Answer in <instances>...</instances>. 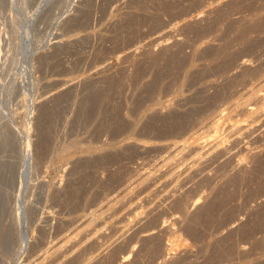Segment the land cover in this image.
<instances>
[{"label":"rangeland","instance_id":"374dc122","mask_svg":"<svg viewBox=\"0 0 264 264\" xmlns=\"http://www.w3.org/2000/svg\"><path fill=\"white\" fill-rule=\"evenodd\" d=\"M263 88L264 0H0V264H264Z\"/></svg>","mask_w":264,"mask_h":264},{"label":"bare ground","instance_id":"6f19581e","mask_svg":"<svg viewBox=\"0 0 264 264\" xmlns=\"http://www.w3.org/2000/svg\"><path fill=\"white\" fill-rule=\"evenodd\" d=\"M242 60H243V59H242ZM243 61H244V60H243ZM243 61H242V62H243ZM244 62H245V61H244ZM242 66H243V65H242ZM243 67H244V66H243ZM258 78H259V77H258ZM262 81H263V80H262ZM262 83H263V82H262ZM262 83H261V84H262ZM262 85H263V84H262ZM263 90H264V88H263ZM262 93H263V92H262ZM256 97L260 98V97H262V96H261V95H257ZM93 98H94V97H93ZM262 98H263V97H262ZM56 99H57V98H56ZM59 100H60V98H59ZM243 104H244V103H243ZM252 107H253V106H252ZM39 108H40V107H39ZM240 108H241V107H240ZM42 109H43V108H42ZM42 109H41V110H42ZM243 109H244L246 112H253V110H252L250 107H245V106H244ZM253 109H254V107H253ZM41 110H40V111H41ZM238 110H239V109H238ZM241 110H242V109H241ZM49 112H50V111H49ZM240 112H241V111H240ZM39 113H40V112H39ZM247 114H248V113H247ZM253 114H254V113H253ZM255 114H256V113H255ZM255 114H254V115H255ZM38 115H39V114H38ZM41 116H42V114H41ZM39 117H40V116H39ZM42 117H44V116H42ZM256 117H257V116H256ZM38 120H39V119H38ZM40 120H41V119H40ZM235 122H236V121H235ZM246 122H247V121H246ZM231 124H232V123H231ZM236 124L239 125L238 123H236ZM244 124H245V123H244ZM250 124H251V123H250ZM250 124H249V125H250ZM233 126H235V125H233ZM237 128L239 129V127H237ZM244 128H245V127H243V130H244ZM249 129H250V128H249ZM239 131H242V128H241V130H239ZM219 139H220V138H219ZM43 140H44V139H43ZM43 140H42V141H43ZM218 141H219V140H217V142H218ZM43 143H44V142H43ZM214 143H215V142H214ZM218 144H219V142H218ZM39 145H41V144H39ZM198 145H199V144H197V148H198ZM215 145H216V144H215ZM216 146H217V145H216ZM41 147H43V146H41ZM44 147H45V146H44ZM44 147H43V148H44ZM195 147H196V145H195ZM218 147H219V145H218ZM218 147H217V148H218ZM39 148H40V147H39ZM193 148H194V146H193ZM193 148H192V149H193ZM214 148H215V147H214ZM222 148H223V147H222ZM200 149H201V148H200ZM215 149H216V148H215ZM215 149H214V151H215ZM219 149H220V148H219ZM195 150H196V148H195ZM216 150H217V149H216ZM44 151H45V150H44ZM44 151H43V152H44ZM200 151H201V150H200ZM220 151H221V153H222V150H220ZM224 151H225V150H224ZM192 152H193V151H192ZM196 152H197V151H196ZM198 152H199V151H198ZM198 152H197V153H198ZM26 153H27V155H28V152H26ZM194 153H195V152H194ZM219 153H220V152H219ZM39 155H40V154H39ZM195 156H196V157H195V160L198 161L197 159H198L200 156H198V155H195ZM197 156H198V157H197ZM25 157H26V156H25ZM26 158H27V157H26ZM201 158H202V157H201ZM23 161H26V160H23ZM27 161H28V159H27ZM193 162H194V161H193ZM28 164H29V163H28ZM237 164H238V163H237ZM195 201H196V200H195ZM6 233H7V232H6ZM1 235H2V233H1ZM6 238H7V237H6ZM24 239H25V238H24ZM1 240H2V239H1ZM7 241H8V240H7ZM7 241H6V242H7ZM4 242H5V241H4ZM0 244H1V243H0ZM4 244L6 245V243H4ZM1 246H2V245H1ZM3 247H4V246H3ZM56 247H57V246H56ZM54 249H55V248H54ZM57 249H59V248H57ZM0 250H1V249H0ZM1 255H2V254H1ZM122 262H123V261H122ZM39 263H40V262H39Z\"/></svg>","mask_w":264,"mask_h":264}]
</instances>
